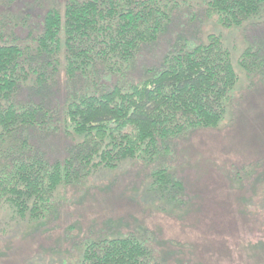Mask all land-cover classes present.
Listing matches in <instances>:
<instances>
[{
  "label": "trees",
  "instance_id": "1",
  "mask_svg": "<svg viewBox=\"0 0 264 264\" xmlns=\"http://www.w3.org/2000/svg\"><path fill=\"white\" fill-rule=\"evenodd\" d=\"M199 5L204 18L234 27L258 14L264 0H65L47 10L33 41L9 40L0 20V209L7 205L23 219L49 217L62 185L128 159L155 163L174 139L220 126L238 80L221 33L177 42L141 81L94 82L98 67L129 66L167 31L175 12ZM60 68L68 82L95 87L82 85L68 98L65 118L75 140L65 159L50 162L30 140L51 127L49 93ZM25 86L40 97L22 101ZM152 174L164 186H183L167 166ZM79 264L153 263L150 248L130 234L88 243Z\"/></svg>",
  "mask_w": 264,
  "mask_h": 264
},
{
  "label": "rangeland",
  "instance_id": "2",
  "mask_svg": "<svg viewBox=\"0 0 264 264\" xmlns=\"http://www.w3.org/2000/svg\"><path fill=\"white\" fill-rule=\"evenodd\" d=\"M64 4L0 0L5 36L33 41L47 10ZM193 11L175 12L167 31L129 66L98 67L94 82L101 87L141 81L177 42L221 33L238 80L220 126L174 139L155 163L128 159L62 185L57 210L49 217L23 219L5 205L0 209V264H79L88 243L130 234L150 248L153 264H264V7L234 27L204 18L201 5ZM52 80L48 109L55 117L48 131L30 140L50 162L65 159L75 140L65 118L68 98L82 85L95 87L68 82L63 68ZM28 86L19 95L22 101L40 97ZM161 166L169 167L183 186L156 180L152 173ZM159 183L163 186L156 187Z\"/></svg>",
  "mask_w": 264,
  "mask_h": 264
}]
</instances>
